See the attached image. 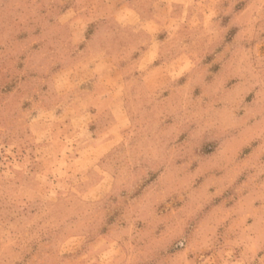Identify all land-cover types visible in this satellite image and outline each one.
Here are the masks:
<instances>
[{
  "label": "rangeland",
  "instance_id": "rangeland-1",
  "mask_svg": "<svg viewBox=\"0 0 264 264\" xmlns=\"http://www.w3.org/2000/svg\"><path fill=\"white\" fill-rule=\"evenodd\" d=\"M68 1L0 0V264H264V0H177L141 71Z\"/></svg>",
  "mask_w": 264,
  "mask_h": 264
},
{
  "label": "crops",
  "instance_id": "crops-1",
  "mask_svg": "<svg viewBox=\"0 0 264 264\" xmlns=\"http://www.w3.org/2000/svg\"><path fill=\"white\" fill-rule=\"evenodd\" d=\"M44 1V4H47V8H53L51 5L52 0ZM68 3L69 5L58 15V18L53 22L50 21L49 27L57 26L59 21L62 23L59 27L64 29L70 27L82 31L92 29V33L87 35L85 40L86 49L88 46H94V43H98V48L100 49V38L107 34H102V31L110 30L113 35L118 30H129L136 33V36L128 33L130 39L134 41L140 38L143 39L145 44L138 50V54L136 53L131 61L135 71L147 69V65L153 59L151 58L153 53H155L153 44L155 40H158L156 39L158 37H154L155 34L152 29H164L170 23H174L178 18L177 8H183L179 4L181 2L177 0H172V2L168 0H71ZM166 13L169 19L162 18L163 14ZM81 53L83 54L82 57H85L87 52L83 49ZM101 87L103 86L97 88V93L103 91V89L105 90V88L101 89ZM114 91L113 88L110 89V92ZM108 103L101 101L97 107L99 109H109Z\"/></svg>",
  "mask_w": 264,
  "mask_h": 264
}]
</instances>
